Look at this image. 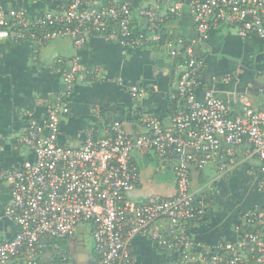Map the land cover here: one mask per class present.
Returning <instances> with one entry per match:
<instances>
[{
    "label": "built area",
    "instance_id": "obj_1",
    "mask_svg": "<svg viewBox=\"0 0 264 264\" xmlns=\"http://www.w3.org/2000/svg\"><path fill=\"white\" fill-rule=\"evenodd\" d=\"M63 3L36 17L22 6H0V39H28L41 46L51 39L68 38L80 47L91 37L117 41L121 47L141 46L162 40L159 3L145 4L138 13L151 32H136L132 12L137 0H62ZM168 11L179 14L182 2L164 0ZM190 9L198 37L209 38L211 28L221 24L236 30L242 39H264V0H192ZM174 56L175 80L169 95L172 103L170 125L163 126L158 115L145 113V131L131 135L122 120L96 128L89 126L79 146L58 140L61 118L69 107L64 100L76 81L98 78L95 71L75 56L69 64L60 58L51 69L62 78L64 89L46 106L42 120L31 119L15 138L27 147L32 158L9 169L10 201L4 209L15 224L10 239L0 240V264H74L68 253L51 261L44 254L50 241L74 236L82 223L90 225L94 258L89 264H138L131 250L137 235L149 238L156 247L173 256V264H264V206L243 214L234 241L205 245L188 233L190 222L204 213L199 192L192 185L191 168L215 163L221 175L242 160L255 158L261 173L259 189L264 190V109L244 101L241 113L233 116L227 103L204 88L205 60L186 44L184 55L165 40ZM227 81L229 75L220 77ZM119 84L123 80L116 79ZM138 98L144 89L130 85ZM264 94V84L260 87ZM151 151L158 159L174 155L175 190L169 196L151 194L137 200L130 193L141 182L140 169L132 159L134 151ZM202 158H196L195 154ZM163 221L164 225L156 223Z\"/></svg>",
    "mask_w": 264,
    "mask_h": 264
},
{
    "label": "crops",
    "instance_id": "obj_2",
    "mask_svg": "<svg viewBox=\"0 0 264 264\" xmlns=\"http://www.w3.org/2000/svg\"><path fill=\"white\" fill-rule=\"evenodd\" d=\"M179 1L182 7L176 15L168 11L164 0L135 1L132 27L136 32L151 36L148 22L138 13L140 6L158 2V10L163 17L162 40L149 41L141 46L123 48L117 41H105L97 36L80 47L68 38L51 39L41 46H35L28 39H0V240L10 239L16 231L14 222L4 213L10 201L5 174L32 158L31 151L15 137L31 119L42 120L47 104L62 93V78L51 69L57 59L63 58L69 64L73 57L78 56L80 64L93 69L94 76L98 77L76 81L64 96L69 111L61 118L58 140L73 147L82 143L84 133L91 125L100 129L122 120L126 131L135 135L145 131L142 123L145 113L158 115L165 127L170 125L172 103L169 95L176 76V59L170 55L165 40L173 42L178 50L184 43H192L194 52L205 60L204 86L198 89V97H203L204 88L211 89L214 95L227 103L233 116L241 113L244 101L255 109H264V94L260 91L264 84V39H242L234 28L221 24L210 29L206 41L195 43L198 33L189 5L192 0ZM50 3L58 6L63 1L0 0V6L4 8L14 7V4L22 6L30 17L56 7ZM225 74L229 75L227 81L220 79ZM118 77L123 84L118 83ZM134 84L144 89L138 98H133L129 92L128 87ZM235 154L238 165L226 175L219 173V180L207 181L210 171H218L211 161L202 168L195 162L191 168L192 185L202 187V194L198 195L202 197L204 213L190 222L187 229L196 241L205 245L234 241L236 226L242 223L243 214L264 206V190L259 189L262 175L257 160H242L244 156L239 147H236ZM195 157L202 158L198 153ZM132 159L140 169L141 182L130 193L131 198L140 200L151 194H173V154L166 159H158L151 151H134ZM252 181L254 186L249 188ZM223 185L224 189H219ZM219 190L226 192L227 201L222 199L220 202ZM257 191L261 196L256 194ZM156 225H164V222L159 221ZM88 232L92 241L91 252L82 248ZM131 250L138 264L141 261L145 264V259L151 258L159 262L163 260L166 264L173 260L171 254L158 252L154 243L141 235L133 238ZM55 252L68 253L74 264L92 263L94 251L90 225H78L71 238L48 242L44 248L46 257L50 258Z\"/></svg>",
    "mask_w": 264,
    "mask_h": 264
},
{
    "label": "rangeland",
    "instance_id": "obj_3",
    "mask_svg": "<svg viewBox=\"0 0 264 264\" xmlns=\"http://www.w3.org/2000/svg\"><path fill=\"white\" fill-rule=\"evenodd\" d=\"M220 177V175H219V172L218 171H210V173H209V177L207 178V181L209 182V181H213V180H215V179H218ZM225 184H227V179H225V182H224ZM194 187V186H193ZM200 187V186H199ZM223 187H224V185H223ZM205 189H207V187L205 188ZM201 192V191H200ZM199 192V193H200ZM200 194H202V193H200ZM224 194H226V192L225 191H219V195H220V197L221 198H223L224 197ZM134 199V198H133ZM76 230H77V228H76ZM91 245H92V241H91V238H90V234H89V232L88 233H86V235H85V237H84V247H82L83 249H87L89 252H91ZM142 263V261L140 262V264ZM159 264H166L163 260L162 261H160V263ZM168 264H173V262H169Z\"/></svg>",
    "mask_w": 264,
    "mask_h": 264
},
{
    "label": "flooded vegetation",
    "instance_id": "obj_4",
    "mask_svg": "<svg viewBox=\"0 0 264 264\" xmlns=\"http://www.w3.org/2000/svg\"><path fill=\"white\" fill-rule=\"evenodd\" d=\"M253 186H254V181H252V183H250L249 188H253ZM220 187H221V188H220ZM219 189H224V188H223V186H219ZM219 191H221V190H219ZM219 191H218V192H219ZM228 198H230V197L228 196ZM218 199L220 200V202L222 201V199H224L225 201H227V195L224 194V197H223V198H221V197L219 196ZM234 201H235V200H234ZM229 203H231V198H230ZM155 247H156V245H155ZM156 250H157L158 252L163 251V250L160 249L159 247H156ZM171 262H172V261H171ZM158 263H160L158 259H154V258H151V259H145V264H158ZM167 264H168V263H167Z\"/></svg>",
    "mask_w": 264,
    "mask_h": 264
},
{
    "label": "trees",
    "instance_id": "obj_5",
    "mask_svg": "<svg viewBox=\"0 0 264 264\" xmlns=\"http://www.w3.org/2000/svg\"><path fill=\"white\" fill-rule=\"evenodd\" d=\"M104 1H105V0H104ZM16 5H17V4H14V5H12V6H16ZM50 5L53 6V5H55V4L50 3ZM55 6H56V5H55ZM186 44H188V43H184L183 47H182V48H179V50H178V56H183V55H184V48H185ZM214 184H215V182H214L212 185H214ZM216 184H217V183H216ZM256 194L259 195V196H261L259 192L256 193ZM55 241H56V240H55ZM61 255H62V252H61L60 254L57 253V252H55V253H53V255H51V257H50L49 259H50L51 261H56V260L60 259Z\"/></svg>",
    "mask_w": 264,
    "mask_h": 264
},
{
    "label": "water",
    "instance_id": "obj_6",
    "mask_svg": "<svg viewBox=\"0 0 264 264\" xmlns=\"http://www.w3.org/2000/svg\"><path fill=\"white\" fill-rule=\"evenodd\" d=\"M222 100H223V99H222ZM221 176H222V175H221ZM220 178H221V177H220ZM218 180H219V179H218ZM218 180H217V181H218ZM210 186L212 187V184H209V185H208V188H211ZM257 192H259V191H257ZM260 207H261V206H260ZM258 208H259V207H258ZM163 254H164V253H163ZM163 254H162L161 256H163ZM165 254H166V253H165ZM168 259H169V258H168Z\"/></svg>",
    "mask_w": 264,
    "mask_h": 264
}]
</instances>
